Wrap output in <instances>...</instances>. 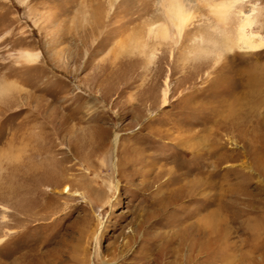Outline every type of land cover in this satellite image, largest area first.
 <instances>
[{
	"label": "rangeland",
	"instance_id": "rangeland-1",
	"mask_svg": "<svg viewBox=\"0 0 264 264\" xmlns=\"http://www.w3.org/2000/svg\"><path fill=\"white\" fill-rule=\"evenodd\" d=\"M183 1L0 0V264H264V0Z\"/></svg>",
	"mask_w": 264,
	"mask_h": 264
},
{
	"label": "bare ground",
	"instance_id": "bare-ground-1",
	"mask_svg": "<svg viewBox=\"0 0 264 264\" xmlns=\"http://www.w3.org/2000/svg\"><path fill=\"white\" fill-rule=\"evenodd\" d=\"M115 1L116 0H111V2H115ZM233 8H234V5L232 6L227 5L225 2H219V3L209 5L211 14L214 15L218 23L222 24L221 27H218L219 24L215 26V29L222 34V37H223L222 47L228 50L229 52L233 51L236 48L239 50L254 51V52L263 49L264 48V37L260 36L259 34L254 33L253 25L255 24L256 19L253 18V16L251 17V15H245L241 13L240 19L237 21L238 24L236 25L234 30L231 28L228 29L227 27H225L227 22L231 19V16L233 14ZM165 12H166L168 19L172 23L173 27L177 30V33L179 34V36L182 35L185 27L194 18L192 12L187 10L183 0H167L165 4ZM156 35L157 36L160 35L162 38H167L169 36V30L166 26H163L162 29H158V32H156ZM21 57H24L26 61L30 63H34L40 59V53H25ZM165 97H166V92L164 91L163 107H165L166 105ZM118 137H119L118 135H114L113 140H112V144L115 150L118 145ZM68 191L69 189L66 187L64 189V192H68ZM231 262L235 263V261L233 260V261H230L229 264Z\"/></svg>",
	"mask_w": 264,
	"mask_h": 264
}]
</instances>
